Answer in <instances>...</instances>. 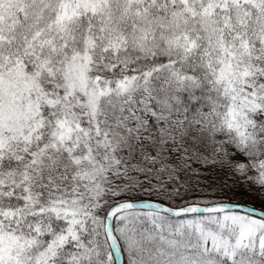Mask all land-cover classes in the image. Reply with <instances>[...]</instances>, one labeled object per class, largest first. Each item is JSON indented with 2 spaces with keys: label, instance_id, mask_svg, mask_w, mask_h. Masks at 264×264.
<instances>
[{
  "label": "snow or ice",
  "instance_id": "1",
  "mask_svg": "<svg viewBox=\"0 0 264 264\" xmlns=\"http://www.w3.org/2000/svg\"><path fill=\"white\" fill-rule=\"evenodd\" d=\"M120 256L264 264V0H0V264Z\"/></svg>",
  "mask_w": 264,
  "mask_h": 264
},
{
  "label": "trees",
  "instance_id": "2",
  "mask_svg": "<svg viewBox=\"0 0 264 264\" xmlns=\"http://www.w3.org/2000/svg\"><path fill=\"white\" fill-rule=\"evenodd\" d=\"M145 199H152V200H156V197H151V198H148V197H145ZM233 200L234 201H238V202H240V203H242V204H248V203H252V201H251V199L247 196V195H245L244 193H238L235 197H233ZM177 204H179L180 202L179 201H177L176 202ZM256 208H258L259 209V207H260V205H259V203L257 202L256 203ZM123 259H122V264H125V262H126V256H121Z\"/></svg>",
  "mask_w": 264,
  "mask_h": 264
},
{
  "label": "water",
  "instance_id": "3",
  "mask_svg": "<svg viewBox=\"0 0 264 264\" xmlns=\"http://www.w3.org/2000/svg\"><path fill=\"white\" fill-rule=\"evenodd\" d=\"M257 209H258V208H257ZM119 259H120V264H122V259H123V258L120 256V258H119Z\"/></svg>",
  "mask_w": 264,
  "mask_h": 264
}]
</instances>
